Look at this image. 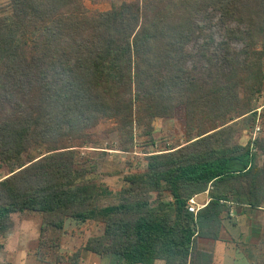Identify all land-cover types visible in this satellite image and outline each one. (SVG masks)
<instances>
[{"label":"trees","instance_id":"trees-1","mask_svg":"<svg viewBox=\"0 0 264 264\" xmlns=\"http://www.w3.org/2000/svg\"><path fill=\"white\" fill-rule=\"evenodd\" d=\"M0 16V249L13 215L41 216L40 244L67 220L100 223L84 250L122 264H214L232 209L264 208V135L246 145L264 92V0H10ZM186 116L185 145L146 152L118 193L100 185L93 130L114 122L120 151L136 128ZM106 153V152H103ZM106 173V172H105ZM208 193L198 213L190 200ZM260 257H264V249ZM80 250L60 259L81 264Z\"/></svg>","mask_w":264,"mask_h":264},{"label":"rangeland","instance_id":"rangeland-1","mask_svg":"<svg viewBox=\"0 0 264 264\" xmlns=\"http://www.w3.org/2000/svg\"><path fill=\"white\" fill-rule=\"evenodd\" d=\"M87 9L93 11H108L111 9V2H119V0H82ZM133 1V0H128ZM10 0H0V16L8 13ZM258 113H264V92L260 95L255 104ZM114 122L101 124L93 133L99 139L98 145H89L88 148L80 150V159L89 161L93 159H103V171L98 180L100 185L108 188L113 193H118L125 186L121 172L131 173L138 170H145L148 165L146 152H162L166 149L185 145L187 142L186 134V116L184 110H179L172 119H158L154 123V135L152 140L154 144H147L150 137L145 136L143 128H136L135 150L132 153H124L120 151V135L113 131ZM259 129V130H258ZM264 135V118L259 117L255 126H244L243 133L240 135V142L246 145L249 141H254ZM106 152V153H103ZM106 172V173H105ZM10 173L7 167L0 169V179L8 176ZM200 204L201 200H198ZM198 203V202H197ZM264 213V212H263ZM252 219L255 221L264 217L262 214L251 213ZM262 217V218H261ZM19 230H21V241L16 243L15 247L20 249V253L16 254V258L12 255H3L0 251V264H67L61 262L60 259H66L69 254L80 250L86 254L84 247L87 241L95 236L104 233L105 226L100 223H81L69 220L67 232L56 231L46 238L41 244L36 241L35 233H39L42 218L39 214L33 212H25L23 214H15L13 216ZM262 222V221H261ZM263 243L255 251L250 259H246L244 255L240 256V260L245 264H264V257H260L264 249V227H262ZM70 232L72 236H70ZM68 233V234H66ZM208 249V247H207ZM16 252L19 250L16 249ZM228 255L222 259L221 264H230ZM88 261L87 258H85ZM119 264V260L114 261ZM120 264H122L120 262Z\"/></svg>","mask_w":264,"mask_h":264},{"label":"crops","instance_id":"crops-1","mask_svg":"<svg viewBox=\"0 0 264 264\" xmlns=\"http://www.w3.org/2000/svg\"><path fill=\"white\" fill-rule=\"evenodd\" d=\"M196 202L201 207H205L206 204L210 201L208 193L205 195H201L197 198H195ZM198 200H201V203H199ZM264 208H262L261 211H251L248 208H243L242 210H239L237 208L232 209V214L230 218H226L224 221V225L221 231V238L219 241H213L208 239H199V246L202 250L209 252L213 254L214 256V264H221L222 259L224 260V257L231 253L228 256L227 261H230V264H245V262L242 263V260H240V256L244 255L246 259H250L255 251L261 246L263 243L262 239V227H264V219L255 221L252 219L251 213H257L262 214L264 217ZM14 216V215H13ZM262 218V217H261ZM14 236L13 238L4 246L3 249H0L1 253L3 255H12L13 258H16V254L20 253L19 247L16 248V243H19L21 241V230H19L18 225L16 224V221L14 220ZM73 222H76L72 220ZM262 221V222H261ZM69 220H67L65 225V232H67ZM41 227V225H40ZM40 227H39V233L34 234L35 240L40 242ZM63 230V231H64ZM68 234V233H66ZM70 236H72V233L70 232ZM208 247V249H207ZM16 249L19 250V252H16ZM85 258L88 259V261L85 260ZM119 260L122 263L121 259L109 255L106 257H100L94 253H91L89 251H86V254L83 251L81 264H115L114 261ZM21 264V262L19 263ZM155 264H165L164 261L158 260Z\"/></svg>","mask_w":264,"mask_h":264},{"label":"built area","instance_id":"built-area-1","mask_svg":"<svg viewBox=\"0 0 264 264\" xmlns=\"http://www.w3.org/2000/svg\"><path fill=\"white\" fill-rule=\"evenodd\" d=\"M259 130V129H258ZM203 208L201 207L195 199H192L190 200V203H189V211L192 212V213H198V211Z\"/></svg>","mask_w":264,"mask_h":264}]
</instances>
